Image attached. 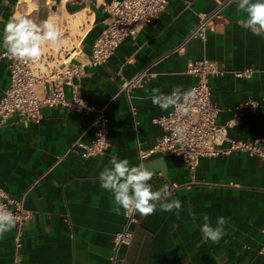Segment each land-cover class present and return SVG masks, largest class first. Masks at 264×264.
<instances>
[{"label":"crops","instance_id":"1","mask_svg":"<svg viewBox=\"0 0 264 264\" xmlns=\"http://www.w3.org/2000/svg\"><path fill=\"white\" fill-rule=\"evenodd\" d=\"M110 1L62 5L58 0H0V45L10 17L40 24L56 8L69 29L67 38L77 39L82 51L90 53ZM218 1L168 0L159 18L125 38L105 64L88 66L81 86L91 109L45 107L39 122H25L18 115L0 121V186L13 197L25 193L24 205L33 213L24 228L21 254L26 264H110L113 235L126 219L123 210L113 211L112 194L101 188L99 172L113 156L140 165L138 142L141 149L153 148L163 133L153 119L172 109L154 106L151 89L171 94L175 85L190 88L196 77L187 72L189 63L208 58L229 71L254 68L250 77H212V98L219 107V124L235 119L241 102L256 101L258 109L245 108L229 135L264 137V36L239 23L244 15L233 2L208 29L206 41L187 40L200 13L212 11ZM68 15L80 19L75 33ZM4 51L0 46V95L10 73ZM145 69L151 73L145 82L126 86ZM131 104L137 108L134 116ZM101 108L109 117V145L104 153L84 158L71 146L81 135L87 142L93 139L94 131L87 127ZM143 165L155 171L149 181L153 190L167 184L169 200L179 199L182 207L179 219L175 210L164 212L159 206L153 215H140L132 244L119 253L125 264H264L258 253L264 241L263 159L244 151L202 157L191 173L179 155L156 152ZM204 215L213 225L219 216L230 218L219 243H201ZM15 233L16 227L0 238V264L14 261Z\"/></svg>","mask_w":264,"mask_h":264},{"label":"built area","instance_id":"2","mask_svg":"<svg viewBox=\"0 0 264 264\" xmlns=\"http://www.w3.org/2000/svg\"><path fill=\"white\" fill-rule=\"evenodd\" d=\"M53 1V0H51ZM66 3H92L93 0H58ZM234 0H219L215 9L203 12L195 28L188 35L187 40L198 38L207 40L208 29L215 20L222 16L226 6ZM168 0H112L105 5L106 19L104 28L95 38L90 53H84L78 44L65 45L63 38L70 36L69 29L61 19V13L51 8V14L61 33V47L59 51H43L36 62L20 61L3 52L10 59L9 83L0 95V121L6 122L12 115H18L25 122H39L43 118V108L64 106L74 112L91 109L82 91L81 79L88 66L105 64L115 53L116 49L127 37H134L147 24L159 18L166 9ZM47 18V19H48ZM187 72L196 77V82L187 90H196V99L191 104V111L186 117H181L174 108L166 114L155 117L154 123L162 127L163 133L156 145L148 150L140 148L138 142V157L140 165L152 154L179 155L186 168L194 173L202 157L227 155L233 151H244L251 157L264 160V137L254 139H234L229 135V127L237 123L241 112L245 108L252 111L258 109V103L253 100L243 101L238 105L235 119L227 124H219L217 115L218 105L212 98V77L224 76L232 73L237 77H250L254 68L242 70H227L215 60L203 58L189 63ZM151 73L145 69L128 81L126 86H133L145 82ZM185 90V91H187ZM137 108L131 104L134 116ZM187 128L184 139L173 135L172 129L178 124ZM87 129H93L94 137L89 142L81 135L71 146V150L79 151L81 156L88 158L105 152L109 142V117L105 108L97 111V115ZM25 193L18 197L11 196L0 186V204L11 210L16 216L15 257L12 264H26L22 258L23 237L25 225L32 218V211L24 205ZM124 227L113 235V254L110 264H125V258H119L123 246L132 244L140 214L125 215ZM258 253L264 255V241L258 248Z\"/></svg>","mask_w":264,"mask_h":264},{"label":"clouds","instance_id":"3","mask_svg":"<svg viewBox=\"0 0 264 264\" xmlns=\"http://www.w3.org/2000/svg\"><path fill=\"white\" fill-rule=\"evenodd\" d=\"M237 11L244 15L239 23L252 34L264 36V0H234ZM6 54L20 61H38L45 46L54 51L61 47V33L56 26L55 19L49 17L40 24L26 17H10L3 30L2 45ZM147 91V90H146ZM196 99V90L185 91L183 85H175L171 94H160L157 88L151 89V100L154 106L162 111L174 108L181 117H186L191 104ZM173 135L180 140L184 139L187 128L178 123L173 129ZM155 171L141 164L132 166L127 158L120 159L113 156L109 165L99 172L98 179L102 189L110 192L117 214L123 210L125 215L139 213L141 216L153 215L157 206L164 212H172L179 219L182 202L179 199L169 200L171 195L167 184L159 190H153L149 183ZM228 219L219 216L215 225L208 215H204L200 227L201 243H219L226 235ZM16 216L4 205L0 204V238L16 227Z\"/></svg>","mask_w":264,"mask_h":264},{"label":"rangeland","instance_id":"4","mask_svg":"<svg viewBox=\"0 0 264 264\" xmlns=\"http://www.w3.org/2000/svg\"><path fill=\"white\" fill-rule=\"evenodd\" d=\"M84 12V11H83ZM81 15H84V13H81ZM80 15V16H81ZM68 17H69V19H70V31H72V32H74L75 31V28H77L78 27V24L80 23V19H78L77 21L76 20H74L75 19V17H73V16H69L68 15ZM77 22V23H76ZM77 26V27H76ZM75 33V32H74ZM68 40L69 39H65V40H62L63 41V43L65 44V45H69V43H68ZM71 46V45H70ZM47 50H49L48 49V46H45L44 48H43V51H47Z\"/></svg>","mask_w":264,"mask_h":264},{"label":"bare ground","instance_id":"5","mask_svg":"<svg viewBox=\"0 0 264 264\" xmlns=\"http://www.w3.org/2000/svg\"><path fill=\"white\" fill-rule=\"evenodd\" d=\"M65 39H69V40H68V43H69L70 45L77 46V45L79 44L78 40H77V39H73V37H72V38H67V37H65V38H63L62 40H65ZM53 51H54V50H53Z\"/></svg>","mask_w":264,"mask_h":264}]
</instances>
